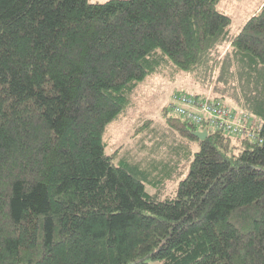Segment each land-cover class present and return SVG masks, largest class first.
Returning <instances> with one entry per match:
<instances>
[{
	"label": "trees",
	"instance_id": "16d2710c",
	"mask_svg": "<svg viewBox=\"0 0 264 264\" xmlns=\"http://www.w3.org/2000/svg\"><path fill=\"white\" fill-rule=\"evenodd\" d=\"M219 1L0 0V264H264V0L233 35ZM163 60L259 119L200 140L163 106L199 145L164 197L104 141Z\"/></svg>",
	"mask_w": 264,
	"mask_h": 264
},
{
	"label": "rangeland",
	"instance_id": "374dc122",
	"mask_svg": "<svg viewBox=\"0 0 264 264\" xmlns=\"http://www.w3.org/2000/svg\"><path fill=\"white\" fill-rule=\"evenodd\" d=\"M262 1L220 0L218 2L217 7L231 17L229 26L231 35L239 31L242 24ZM228 47V43L220 45L218 47L220 55ZM158 64L160 68L138 85L132 96L133 102L122 118L108 125L104 141L107 153H112L114 149H117L120 154L125 152L133 156L137 154L138 158L133 162L139 164V168L145 172L143 180L146 190L148 192L158 191L164 197L170 195L177 181L187 174L189 161L194 152L198 150L199 145L197 141L177 140L179 139L177 134L164 122L162 107L168 104L174 94L181 90L192 91L196 94L204 87L193 82L191 71L185 73L181 70H174L169 62L164 60ZM207 91H211V87ZM220 100L226 104L233 103L231 105L238 106L230 95H226L224 99ZM143 118H150L149 124H144L142 130L135 133L134 128L137 122ZM252 118L259 122V119L254 115ZM118 160L115 158L116 163ZM168 164H171V167H166ZM133 169L136 168L133 167Z\"/></svg>",
	"mask_w": 264,
	"mask_h": 264
},
{
	"label": "built area",
	"instance_id": "2783aa9c",
	"mask_svg": "<svg viewBox=\"0 0 264 264\" xmlns=\"http://www.w3.org/2000/svg\"><path fill=\"white\" fill-rule=\"evenodd\" d=\"M169 112L197 125L200 130L220 131L231 137L257 141L259 122L253 114L239 106L224 104L211 97L200 96L192 91H179L168 103Z\"/></svg>",
	"mask_w": 264,
	"mask_h": 264
},
{
	"label": "water",
	"instance_id": "95a60500",
	"mask_svg": "<svg viewBox=\"0 0 264 264\" xmlns=\"http://www.w3.org/2000/svg\"><path fill=\"white\" fill-rule=\"evenodd\" d=\"M193 133L200 140H203L207 136V132L205 130L202 131L196 130Z\"/></svg>",
	"mask_w": 264,
	"mask_h": 264
},
{
	"label": "bare ground",
	"instance_id": "6f19581e",
	"mask_svg": "<svg viewBox=\"0 0 264 264\" xmlns=\"http://www.w3.org/2000/svg\"><path fill=\"white\" fill-rule=\"evenodd\" d=\"M117 164V163H116Z\"/></svg>",
	"mask_w": 264,
	"mask_h": 264
}]
</instances>
